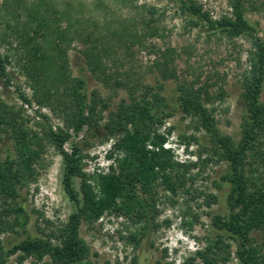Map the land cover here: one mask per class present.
Returning <instances> with one entry per match:
<instances>
[{
  "label": "rangeland",
  "instance_id": "obj_1",
  "mask_svg": "<svg viewBox=\"0 0 264 264\" xmlns=\"http://www.w3.org/2000/svg\"><path fill=\"white\" fill-rule=\"evenodd\" d=\"M195 1L213 19L231 15L232 0ZM244 5L247 19L264 42V0H244ZM29 8L47 16L53 27L56 18L59 19L60 28L68 31L71 40L66 48L68 72L86 80L89 97L98 91L110 101L105 117L117 110L127 94L121 88L107 87L91 73L86 53L93 45L97 48L92 50L108 74L123 75V78L129 74L132 80L139 79L154 88L162 85L161 94L172 105L177 98L178 85L194 84L196 88H208L211 102L206 105L214 108L220 132L235 142L240 141L245 112L241 100L242 74L249 65L252 50L249 37L229 40L220 34L209 33L205 28L195 27L191 25L190 17L183 15L169 0H0V53L9 56L7 69L12 77L10 86L0 79V96L9 105L22 110L33 131H41L42 125L53 131L66 127L62 111H53L33 101L29 105L20 97L24 95L30 100L33 97L31 81L22 69L30 48L20 42L17 34L19 30L36 28V23L29 20L26 12ZM168 50L174 51L169 63L176 71V78L163 80L155 62L161 60V53ZM220 88L224 89L222 99L219 98ZM261 99L264 100V85ZM195 127L177 110L159 128L166 134V147L172 149L175 160L187 165L188 170L185 185L176 193L158 187L156 214L144 231L145 236L139 235V241L132 238L143 231V221L138 223L134 218L115 212L105 213L90 225H81L80 235L91 249V261L95 264H132L136 259L138 264H157L158 261L183 264L186 259L196 258L193 264H203L197 252L205 250L209 243H214L222 235L225 245L230 248L225 252L217 251L220 256L217 264H241L236 255V240L229 234H222L212 224L215 216L227 214L224 195L228 189H220L216 184L226 172L227 164L209 159L204 147L211 144L204 131ZM68 132L71 138L64 149L69 152L72 144L78 145L87 174L107 172L111 165H116L118 154L112 156L113 140H104L101 135L94 138L86 132V127L78 134L73 129ZM13 150V144L5 141L0 161ZM34 169L21 190L28 219L26 234L0 232V239L6 245L23 239L25 235L48 239L76 210L62 183L64 159L53 145L47 144ZM247 172L258 176L261 182L264 180L262 162L248 166ZM75 187L80 191V179L75 180ZM208 195L218 197V203L211 202L208 206ZM3 202L4 199H0V214L5 208ZM11 214L2 219H13ZM252 238L255 247L260 248L263 233L255 232ZM228 251L230 258L224 263L220 260L221 255L227 257ZM8 264H19V254L11 256ZM22 264L53 263L47 256L42 260L29 257Z\"/></svg>",
  "mask_w": 264,
  "mask_h": 264
},
{
  "label": "trees",
  "instance_id": "obj_2",
  "mask_svg": "<svg viewBox=\"0 0 264 264\" xmlns=\"http://www.w3.org/2000/svg\"><path fill=\"white\" fill-rule=\"evenodd\" d=\"M169 1L174 2L183 15L189 16L191 25L195 27L205 28L207 32L220 34L229 40L249 37L252 50L249 65L242 74L241 100L245 112L240 141L235 142L220 132L214 108L206 105V102H211L208 88H196L194 84L178 85L177 98L172 105L161 94L162 85L157 89L141 83L139 79L132 80L129 74L125 78L108 74L92 50L97 48L93 45L86 53L91 73L107 87L121 88L127 94L117 110L105 117L110 101L98 91L89 97L86 80L73 77L68 72L66 48L71 40L68 31L60 28V20L56 18L53 27L50 19L40 15L39 10L26 9L36 28L19 30L17 34L20 42L30 48L22 69L31 81L33 97L31 100L24 95L20 97L29 105L33 101L53 111H62L66 129L61 127L53 131L42 125L41 131H33L28 127L22 110L9 105L0 96V151L5 141H10L14 149L0 161V199H4L5 207L0 214V232L26 234L28 219L21 190L27 177L33 175L34 165L41 160L47 144L53 145L64 159L62 183L76 210L48 239L25 235L23 239L7 245L0 239V264H8L9 258L17 254L19 264L29 257L42 260L47 256L53 264H95L90 259L91 249L81 237L80 229L83 223L90 225L107 212L123 214L138 223L143 221V231L132 238L139 241V235L145 236L144 231L156 214L158 187L163 186L176 193L186 183L188 166L175 160L172 149L166 147V134L159 131L165 120L177 110L182 112L184 119H190L196 129L204 131L211 144L204 147L209 159L227 164L226 172L216 182L218 188L228 189L224 195L227 214L215 216L213 226L236 240V255L241 264H264V240L260 248H256L252 238L255 232L264 235V180L261 182L258 176L247 172L248 166L260 162L264 166V100L261 99L264 42L246 17L244 0H232L231 15L219 19H213L195 0ZM172 52L161 53V60L155 62L163 80L176 78V71L169 63ZM9 64V56L0 53V79L7 86L12 81L7 69ZM219 94L222 99L223 88ZM42 118L48 120L44 115ZM85 127L94 138L101 135L104 140H113L112 156L118 154V157L116 165H111L107 172L87 174L78 145L72 144L69 152L64 149L71 138L68 130L73 129L78 134ZM195 142L199 143L197 139ZM76 179H80V191L75 187ZM208 199V206L219 201L215 195H208ZM10 214L13 219H2ZM227 248L230 246L225 245L221 235L205 250L198 251L197 257L203 264H217L220 257L217 251L225 252ZM229 254L228 251L227 257L221 255L220 260L227 263ZM195 260L189 258L183 264H193ZM132 264H138L137 260L134 259ZM157 264L172 263L158 261Z\"/></svg>",
  "mask_w": 264,
  "mask_h": 264
}]
</instances>
